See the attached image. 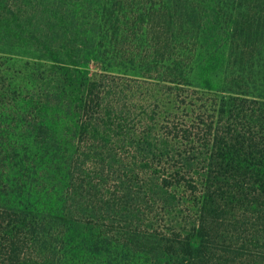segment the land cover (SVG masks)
I'll return each mask as SVG.
<instances>
[{"label":"trees","instance_id":"obj_1","mask_svg":"<svg viewBox=\"0 0 264 264\" xmlns=\"http://www.w3.org/2000/svg\"><path fill=\"white\" fill-rule=\"evenodd\" d=\"M132 1L0 0V52L64 65L19 95L49 176L0 192V264H264V95L240 71L223 91L181 72L192 34H225L243 67L255 28L263 59L264 0H237L229 30L215 0ZM88 57L105 70L86 85L69 69ZM135 77L161 82L162 109ZM59 113L76 122L57 147Z\"/></svg>","mask_w":264,"mask_h":264},{"label":"rangeland","instance_id":"obj_2","mask_svg":"<svg viewBox=\"0 0 264 264\" xmlns=\"http://www.w3.org/2000/svg\"><path fill=\"white\" fill-rule=\"evenodd\" d=\"M153 1L133 0L132 9L137 12L142 8L143 2L146 3V9L150 8ZM215 1L217 4L219 3L218 6L221 8V11L219 9L216 10L219 14L215 11V15L220 16L221 21L222 14H224L226 20L223 19L224 25L221 27L229 30L228 21L234 14L237 0ZM207 3L209 4L208 0ZM154 4L156 5L157 3ZM257 33L258 30L255 28L250 33V41L255 44L257 49L253 52L251 60L243 62V67L238 65L239 57H231L228 52L230 45L224 47L223 51H221V43L226 41V44H229V39H225V34L220 39L211 41H205L207 38L204 40L201 36L198 40H195L194 34L190 35L191 44L197 43L192 46V49H189L190 46H188V49L185 50L189 53L187 65L181 71L185 83L197 89V86L206 77L211 80L212 84L218 85L220 91H223L224 89H229L230 83H232L229 81L230 74L232 72L236 74L237 71H240L243 74L238 87L252 96L264 95V58H258ZM213 42L218 45V49L210 57H206L208 55L207 50L213 46ZM253 50V48L246 49L244 56L250 54ZM223 53L224 57H222ZM95 60V57L85 58L76 67H71L69 73L72 76H76L86 85L90 84L92 81L97 80L100 74L104 73L103 70H105L104 65L102 67L101 65L99 66L95 63ZM208 61L211 62L210 65ZM52 64L58 65L60 68L64 66L61 63L40 61L32 55H18L16 51L9 53L0 52V192L5 186L10 184L21 188H36L38 183L44 182L42 176H49V172L46 171L44 173L45 171H42L44 168L46 169V164L34 161L35 140L33 131L30 124L23 123L22 99L19 95L21 91L32 92L31 85L37 84L39 78L43 76L44 71H47V69L57 73L58 69L49 67ZM135 78L140 81L136 84L140 87V89H137L139 96L147 99L145 105L150 108L157 105L162 109L166 97L165 90L161 87V82L157 81V79ZM157 101L158 103H163L156 104ZM55 112H57V105H52V114ZM177 114L178 118L182 117L181 110ZM50 120L55 124L49 127L48 132L56 130L54 133H56L58 139L57 147H59L62 140L67 142L68 138L66 137L72 136L75 132L76 116L71 118L59 113L58 118L50 117ZM41 133H43L44 137L45 132L42 131ZM42 186L51 187L49 183L42 184ZM191 244L194 248L198 246L195 239L191 241Z\"/></svg>","mask_w":264,"mask_h":264}]
</instances>
